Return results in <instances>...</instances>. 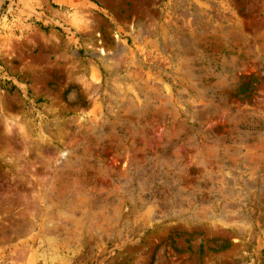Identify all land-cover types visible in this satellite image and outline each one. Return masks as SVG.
<instances>
[{
	"label": "rangeland",
	"instance_id": "374dc122",
	"mask_svg": "<svg viewBox=\"0 0 264 264\" xmlns=\"http://www.w3.org/2000/svg\"><path fill=\"white\" fill-rule=\"evenodd\" d=\"M0 264H264V0H0Z\"/></svg>",
	"mask_w": 264,
	"mask_h": 264
},
{
	"label": "trees",
	"instance_id": "16d2710c",
	"mask_svg": "<svg viewBox=\"0 0 264 264\" xmlns=\"http://www.w3.org/2000/svg\"><path fill=\"white\" fill-rule=\"evenodd\" d=\"M248 85L249 81L241 83L239 87V93H244L247 90Z\"/></svg>",
	"mask_w": 264,
	"mask_h": 264
}]
</instances>
